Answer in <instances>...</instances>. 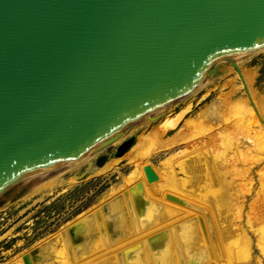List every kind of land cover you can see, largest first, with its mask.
Returning <instances> with one entry per match:
<instances>
[{
    "label": "water",
    "instance_id": "water-1",
    "mask_svg": "<svg viewBox=\"0 0 264 264\" xmlns=\"http://www.w3.org/2000/svg\"><path fill=\"white\" fill-rule=\"evenodd\" d=\"M263 47L264 0H0V207Z\"/></svg>",
    "mask_w": 264,
    "mask_h": 264
},
{
    "label": "rangeland",
    "instance_id": "rangeland-1",
    "mask_svg": "<svg viewBox=\"0 0 264 264\" xmlns=\"http://www.w3.org/2000/svg\"><path fill=\"white\" fill-rule=\"evenodd\" d=\"M237 61L229 70L218 71L164 103L149 119L107 146L56 162L31 179L33 186L24 197L0 207V264H111L109 252L129 242L135 245L114 252L121 264H143L141 252L151 261L174 254L177 264H184L197 252L210 249L204 229L201 236H193L183 224L176 232L173 229L186 217L183 211L191 208L193 200L173 194L178 190L176 180L183 176L180 159L190 154L219 162L224 172L229 171V204L239 207L240 219L228 218L235 217L233 228L242 227L240 232L248 235L243 241L251 250L249 263L264 264L256 234L264 225L260 187L264 176V47ZM103 155L106 160L99 165ZM146 182L156 185L153 192L160 197L174 195L168 200L179 208L166 218L148 217L141 192L132 190ZM130 190L135 204L127 196L121 206L111 205ZM164 233L169 237L166 241ZM174 237L177 244L168 251L166 242ZM76 244L86 248L87 255L78 259L72 252Z\"/></svg>",
    "mask_w": 264,
    "mask_h": 264
},
{
    "label": "bare ground",
    "instance_id": "bare-ground-1",
    "mask_svg": "<svg viewBox=\"0 0 264 264\" xmlns=\"http://www.w3.org/2000/svg\"><path fill=\"white\" fill-rule=\"evenodd\" d=\"M247 53H249V52H247ZM247 53L232 54V55L228 56L227 58L215 63L212 66L213 70H215L217 72L221 71V70H222V72L227 71L230 69V66L232 64L238 62L237 60L239 59L240 56L245 55ZM160 107H162V105L157 107V108H154L150 111L145 112L143 115L138 117L135 120V122L130 121L129 123L124 125L121 128V130L123 131V133L121 135L129 132L130 130H132L133 128L138 126L140 124V121H142L143 119H145V118L149 119L156 111L159 110ZM121 135H119L118 137H120ZM262 146H263V144H262ZM254 148H256V147H254ZM190 155L189 156L186 155L180 159V160H182V165H184V168L181 171L183 173V176H181L180 178H178L176 180L178 183H176V181H175V183H176L175 187L178 188V190L176 192H173V194L175 196L178 195L179 197L182 196L181 198H183V196H184V198L188 197V198H191L193 200L190 201V199H185V202H186V200L190 201L189 205L191 208L185 209L183 211L186 217L184 219L182 218V220L180 219L179 221L181 223L177 226H173V229H175V232H176L177 229L180 228L179 226L181 224H183V226L190 228L189 230L192 231L191 234L193 236H194V234L201 236V229H204L206 231L205 238L208 239L207 243L210 245V247H208L210 249H205V250L201 251L200 254H198L199 252H197L196 254H198V255L195 256L196 255L195 254L194 255L195 257L193 256L195 258L194 260H192L193 259V257H192L191 259L187 260L184 264H251V263H249V261H250L249 259L252 256L250 254L251 250L247 247V242L243 241V240H246V237L248 235H247V233L243 234L244 232H240V229H242V227L238 229L239 231L236 228H233V226H234L233 224H234V221L236 220V218L240 219L238 216L240 209L238 206L230 208L229 197H231L232 195L229 192L230 191V185H229L230 182L228 180L229 171H228V173L224 172L223 166L221 164H219V162L217 163L216 161L208 160L207 158L206 159H197V158L192 157L193 155L192 156H190ZM63 160H60V162ZM213 160H215V159H213ZM57 162H59V161H57ZM53 164H51V165H53ZM44 170H45V168L41 171H44ZM262 170L264 171V167L262 168ZM40 172H38L35 175H33L32 177H30V181ZM263 175H264V172H263ZM171 176H172V174L167 177L168 181H169V178ZM176 178L177 177H175V179ZM173 181H174V179H173ZM148 182L143 184V187L141 186V184L140 185L137 184L132 189V190H138L139 192H141L142 199L140 202H142L146 206L148 217H150V216L161 217L162 216L163 218H166V217L172 215V213H174L173 208H179V206L176 205L177 203L171 202L172 200H168L169 197L175 198L174 195L170 194V196H169V194L166 193V194H168V196H165L166 194H163V192L160 191L161 192L160 194H163V197H160L157 195V194H159L158 192L157 193L153 192L154 191L153 189H156V185L154 186ZM162 185H164V184H162ZM32 186H33V184L29 183V190L22 197H24L31 190ZM171 186H172V184H171ZM260 187L262 188V189L260 188L261 191L264 192V176H263L262 186H260ZM160 188H162V190L164 189L162 186ZM132 190L127 191V192H123L120 195H118V197H116L117 200L116 201L114 200V202L112 200L111 205L115 204V205H117L116 207H118L119 205L121 206L124 202H127L126 201L127 196H128V198L130 197V200H131V202H129V201L128 202L135 204L134 203L135 201L133 199V195L130 193ZM157 190H159V189H157ZM164 197L168 201L164 200L163 199ZM7 203H5V204H7ZM178 203H180V205H182L181 202H178ZM108 206L106 207L107 209H108ZM242 208H243V206H242ZM232 215H236V218L234 217V219H232L233 223L231 222L232 220H230L228 218V217H231ZM99 216H102V212H101V215H99ZM173 216H175V215H173ZM167 220H169V219H167ZM227 220H230V221H227ZM226 222H231V224H227ZM260 225H262V226H261V228H259L260 230L256 231V234L259 237L258 238V244L261 247V249L264 251V225H263V223H261ZM260 225L259 226L257 225V226L260 227ZM242 230H244V229H242ZM165 235H166V233H164L163 237L165 238V241H166L169 237L165 236ZM108 242H111V240L107 241L106 244H108ZM248 243H250V242H248ZM176 244H177V238L174 237L171 240H169L168 242H166L165 246L167 247L166 249L168 251H170L174 248V246H176ZM108 245H106V246H108ZM134 245L135 244H133V242H129V243H125V244L121 245V247L123 248V247L129 246V248H131ZM73 246L74 245H72V247ZM76 246H77V244H76ZM78 246L75 248L74 251L72 249L71 250L73 253H75V256L79 259L82 255L84 256L86 254L85 253L86 250L84 251V249H86V248L83 247L84 249H82V247H80V246L78 247ZM69 248H66L67 249L66 251H68ZM122 248H121V250L116 248V249H113L112 251L109 252V255L113 254L112 256L110 255V258H113L110 260L111 264H121L119 255L117 253L114 254V252H116L117 250L122 251ZM59 252L61 253L60 250H59ZM72 252H70V253H72ZM121 253H123V252H121ZM139 253H140V251H139ZM123 254H122V258H123ZM144 254H145V256H144ZM61 255H62V253H61ZM69 255H71V254H69ZM173 255L174 254H171L169 257H166V258L165 257H163V258L156 257L154 261H151L149 258L146 257V252H143V253L141 252V254L139 256H141L140 260L143 259V261H142L143 264H177V261L173 257ZM97 257H98V255H97ZM85 263L87 264V262H84V264ZM93 264H96V263H93Z\"/></svg>",
    "mask_w": 264,
    "mask_h": 264
}]
</instances>
